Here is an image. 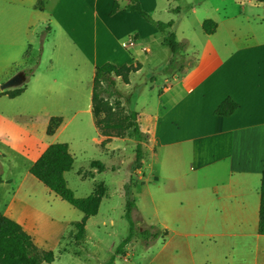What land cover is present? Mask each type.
I'll return each instance as SVG.
<instances>
[{"label":"crops","instance_id":"0c3cea01","mask_svg":"<svg viewBox=\"0 0 264 264\" xmlns=\"http://www.w3.org/2000/svg\"><path fill=\"white\" fill-rule=\"evenodd\" d=\"M114 1L0 0V84L19 72L25 75L20 95L14 98L0 95L1 155L7 157L10 151L15 157L28 159L29 171L47 146L63 142L59 140L75 117V114L62 117L60 127L48 136L49 119L58 115L49 116L43 130L34 136L35 151L31 157L5 140L3 130L9 125L22 128L17 122L20 116L6 107L15 106L28 93L29 81L37 83L42 96H49L45 82L39 84L36 78L43 61L42 50L45 45L57 48L66 43L46 41V34L40 35L44 24H53L54 30L66 33L70 44L78 42L77 36L71 33H79L80 27L86 24L95 49L94 59L98 48L109 51L116 48L110 60H116L112 64L117 67L126 64L119 50L123 35L130 34L128 41L121 44L123 49L135 47L148 37L143 27L125 34L121 32L131 20H139V15L122 10L110 15ZM116 1L120 6L129 2ZM139 1L148 13L157 8V0ZM220 5L223 15H219ZM220 5L213 7L217 15L207 18L216 23L213 34L206 35L202 31L206 18L197 20V38L201 42L197 60L193 67L174 77V83H168L160 91V100L156 101L144 128L137 112L140 131L157 168L156 175L152 176L155 197L149 199L146 207L135 204L132 215L133 219L136 215L141 224L144 222V226L147 219L156 228L166 230V236L150 243L144 251L130 250L129 253L131 246L127 245L122 251V260H114V264H264V235L258 233L259 188L264 171V3L220 0ZM191 12L195 13L196 8ZM49 29L46 27L47 32ZM142 50L148 51V48ZM21 60L24 66L19 69ZM101 60L100 64L95 63V69L111 63L108 57ZM129 63L126 65H131ZM47 68L54 71L53 75L59 72L62 76L59 82L51 74L55 85L53 93L67 97V92L64 93L67 86L63 89L66 72L57 71L51 59ZM227 98L237 104L236 110L229 116L216 115L215 109ZM70 101H73L72 90ZM77 113L87 115V121L94 125L91 97L86 109ZM30 129L34 130V125H30ZM95 131L98 143L104 136L96 128ZM0 180V184L16 186L11 179L4 178L3 171ZM25 180L31 181L28 176ZM21 190L22 184L16 186L13 202L19 201L15 193ZM77 217H81V213ZM11 219L43 249L36 241L32 226L23 218ZM78 221V218L64 221L62 233L71 231L72 226H68ZM110 222L112 224V220ZM143 225L137 226L139 230L146 228ZM128 255L133 258L129 259Z\"/></svg>","mask_w":264,"mask_h":264},{"label":"rangeland","instance_id":"374dc122","mask_svg":"<svg viewBox=\"0 0 264 264\" xmlns=\"http://www.w3.org/2000/svg\"><path fill=\"white\" fill-rule=\"evenodd\" d=\"M214 5H220V0H179L178 2L157 0V8L149 14L154 20L164 23L173 22L171 31L175 33L176 40L180 43V49L175 55L161 44L160 33L140 16L137 17L141 21L133 19L123 26L121 30L123 34L131 29L143 27L148 37L137 42L135 47L123 49L121 44L128 41L130 34L122 36L119 41V50L124 55L122 60L124 59L126 64L131 60L129 64H139L140 69L129 75L128 83H124L118 77H113L115 85L111 90L119 92L124 113L127 107L139 113L143 128L149 121L148 116L153 112L156 101L160 100L158 97L164 86L174 83V77L182 75L196 62L201 44L200 38H197V31H199L197 20L216 16L217 13L213 10ZM177 7L179 10L176 12L174 9ZM192 8H196L195 13L191 12ZM46 11L49 12L47 9ZM223 13L221 6L219 15ZM83 20L87 21L86 18ZM262 24L264 28V22ZM46 27H50L48 32ZM54 29L56 28L53 24H44L40 35L46 34V41L66 44L57 48L44 46L43 61L36 77L39 84L45 82L50 92L49 96L48 98L46 95L42 96L41 89L36 87L37 83L29 81L28 93L23 95L15 106L6 107L11 113L20 116L17 122L22 128L18 129L9 125L3 130L4 137L7 143L15 145L24 151L27 157H31L35 151L34 136L43 130L49 116L58 115L60 117L59 114H61V117H69L75 114L65 135H62L59 140L63 141L59 143L70 145L69 152L74 159L73 167L67 172L65 178L68 187L76 197L83 198L92 193L96 184L101 183L106 189V194L97 214L87 220L83 240L75 242L72 237L73 224L68 226L69 228L72 226L71 231L63 233L62 224L66 220L76 221L77 218L80 222L82 214L81 217H77L80 214L78 210L47 191L45 186L30 175L27 170L28 159L15 157L12 152L8 151L7 157L0 154V172L3 171L4 178L11 179L14 185L22 184V190L15 193L19 201L13 202V191L16 190V186L9 183L0 184V213L10 219L12 217L23 218L29 226L33 227L38 244L54 255V261L50 264H106L111 258L121 261L122 256L116 254L117 249L125 251L129 244L131 246L129 253L130 250L138 252L146 249L139 233L136 230L132 232L129 230V224L124 216L125 205L126 200L129 199L139 207H146L149 199L155 197V182L152 176L156 175L157 167L153 162L151 150L145 145L147 143L145 139L141 143L142 166L134 170L133 165L136 158L134 138L131 135L101 137L97 143L95 127L89 119L87 121L89 117L83 113H77L80 109H86V105L90 103L95 63L100 64L102 57H108V61L116 63V60H112L116 48L110 51L107 48H98L97 57L94 59L95 49L90 41L91 33L88 32L86 24L80 27L82 31L79 33H71L77 36V44H70L66 33ZM145 48H148V51L142 50ZM120 55L117 56L118 59ZM49 59L54 61L57 71L60 69L66 72L67 80L66 84L63 80V89L65 90L67 86L64 91V93L67 92V97L56 96L53 93L55 85L51 78L54 71L51 72L47 68ZM23 66L21 60L19 69ZM29 67L27 66L28 70H30ZM53 76L60 82L62 76L59 72ZM22 85L8 90L20 88ZM71 90L72 102L70 101ZM126 98L129 100L128 104ZM113 100L114 98L110 101L113 102ZM30 125H34V130L30 129ZM0 148H2L1 145ZM1 156L6 158L3 159ZM92 161L102 163L105 167L104 171L97 172L95 168H91ZM25 176H28L31 181L25 180ZM141 223L135 215V226L140 227L144 224V222ZM145 223L147 226L143 225V227L148 229L156 227L147 219ZM131 234H133L132 237H129ZM127 238L129 241L125 244ZM128 257L133 258L130 255Z\"/></svg>","mask_w":264,"mask_h":264},{"label":"trees","instance_id":"16d2710c","mask_svg":"<svg viewBox=\"0 0 264 264\" xmlns=\"http://www.w3.org/2000/svg\"><path fill=\"white\" fill-rule=\"evenodd\" d=\"M251 1L264 3V0ZM120 10L137 13L160 33L162 37L161 44L163 46L167 47L173 55L179 51L180 43L177 42L175 33L171 31L172 21L164 23L154 20L142 8L139 0H129L124 6H120L115 0L112 3L110 15H114ZM174 11L177 12L178 8ZM201 28L204 34L210 35L215 32L216 23L212 19H205L202 22ZM139 69V64H124L117 67L112 63H104L95 69L91 92V112L98 133L104 137L131 135L136 141L134 170H138L142 166L143 153L141 143L145 139V136L139 128L138 113L130 107H127L124 113L121 108L119 92L112 91L111 89L115 85L113 77H118L124 83H128L129 75L137 72ZM23 90V86L13 90L7 89L0 91V95L6 94L9 98H14L20 95ZM112 98H114L113 102L110 101ZM126 102L127 104L129 103L128 98H126ZM236 108L237 104L227 98L217 106L214 113L218 116H229ZM62 122V117H51L46 128V134L48 136L53 135ZM73 162L74 159L66 143H53L47 146L38 159L30 166L29 173L51 193L82 214L80 222L73 223L74 233L72 237L75 242H79L85 236L87 220L97 214L100 203L106 194V189L99 183L96 184L92 193L87 197H76L74 192L68 187L65 179V173L72 169ZM90 167L95 168L97 172H103L105 169L103 164L98 161H92ZM259 195L258 233L264 235V171L261 174ZM134 208V202L127 199L124 216L129 224V230L131 232L136 230L139 233V236L145 243V247L160 237L163 239L166 236V230H160L156 227L150 229L146 227L143 230H139L134 224L132 215ZM132 235H129V237H132ZM128 241L129 238H127L125 244ZM116 254H123V252L117 249ZM53 261L54 255L51 251L37 247L32 237L24 231L19 223L0 213V264H50ZM106 264H114V259L111 258Z\"/></svg>","mask_w":264,"mask_h":264},{"label":"water","instance_id":"95a60500","mask_svg":"<svg viewBox=\"0 0 264 264\" xmlns=\"http://www.w3.org/2000/svg\"><path fill=\"white\" fill-rule=\"evenodd\" d=\"M25 82V75L22 72L15 74L9 80L0 85V91L18 87Z\"/></svg>","mask_w":264,"mask_h":264}]
</instances>
